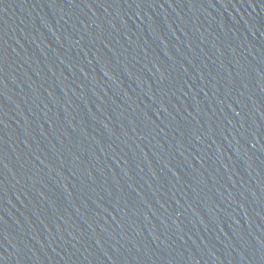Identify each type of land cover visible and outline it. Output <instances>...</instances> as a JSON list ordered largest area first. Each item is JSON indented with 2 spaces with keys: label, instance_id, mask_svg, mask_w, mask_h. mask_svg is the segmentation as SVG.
I'll use <instances>...</instances> for the list:
<instances>
[{
  "label": "water",
  "instance_id": "obj_1",
  "mask_svg": "<svg viewBox=\"0 0 264 264\" xmlns=\"http://www.w3.org/2000/svg\"><path fill=\"white\" fill-rule=\"evenodd\" d=\"M0 264H264V0H0Z\"/></svg>",
  "mask_w": 264,
  "mask_h": 264
}]
</instances>
